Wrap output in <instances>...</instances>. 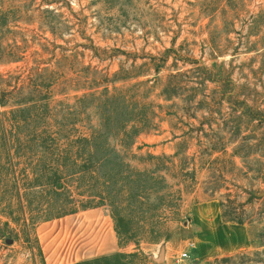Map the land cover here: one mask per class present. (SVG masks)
<instances>
[{"label": "rangeland", "instance_id": "obj_1", "mask_svg": "<svg viewBox=\"0 0 264 264\" xmlns=\"http://www.w3.org/2000/svg\"><path fill=\"white\" fill-rule=\"evenodd\" d=\"M93 212L65 263L264 264V0H0V264Z\"/></svg>", "mask_w": 264, "mask_h": 264}, {"label": "crops", "instance_id": "obj_2", "mask_svg": "<svg viewBox=\"0 0 264 264\" xmlns=\"http://www.w3.org/2000/svg\"><path fill=\"white\" fill-rule=\"evenodd\" d=\"M67 226V224H65ZM85 227L89 231H82L80 237L87 240L88 250L66 248V244L56 261L59 264H67L65 261L78 259L84 253H89L93 259L113 256L119 251V244L114 227L109 218L102 212H93L90 216L80 220L79 229ZM63 229V228H62ZM65 231L67 230L64 227ZM63 229V230H64Z\"/></svg>", "mask_w": 264, "mask_h": 264}, {"label": "trees", "instance_id": "obj_3", "mask_svg": "<svg viewBox=\"0 0 264 264\" xmlns=\"http://www.w3.org/2000/svg\"><path fill=\"white\" fill-rule=\"evenodd\" d=\"M172 91H174L173 88H171L169 86V84L166 85V87L163 90L164 98L168 99V98L172 97L174 95V94H172ZM128 123H131V121H128ZM137 124H138V126L135 128V130H137V135H139L145 130V127H146V124H148V121L146 122V118L140 117V120L137 121ZM128 125L129 124H126L124 126V132H127ZM132 129H134V128H132ZM250 197L253 198V195L250 194ZM221 207H222V210L225 212V208L227 206H225L222 203ZM223 217H224L223 219L225 222H230V223H234V224H238V225H246L247 224V225L251 226L255 222V220H252V218H244V215L241 216L240 218H227V216L226 217L223 216ZM259 222H264V219L259 220Z\"/></svg>", "mask_w": 264, "mask_h": 264}, {"label": "built area", "instance_id": "obj_4", "mask_svg": "<svg viewBox=\"0 0 264 264\" xmlns=\"http://www.w3.org/2000/svg\"><path fill=\"white\" fill-rule=\"evenodd\" d=\"M190 246H192L193 247V244H191ZM188 256H189V254L187 253V252H185V253H183L182 254V258H188Z\"/></svg>", "mask_w": 264, "mask_h": 264}, {"label": "water", "instance_id": "obj_5", "mask_svg": "<svg viewBox=\"0 0 264 264\" xmlns=\"http://www.w3.org/2000/svg\"><path fill=\"white\" fill-rule=\"evenodd\" d=\"M61 187V185H58V188H60Z\"/></svg>", "mask_w": 264, "mask_h": 264}]
</instances>
